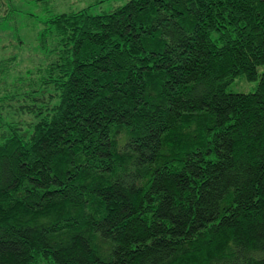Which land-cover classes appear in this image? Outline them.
<instances>
[{
    "label": "trees",
    "instance_id": "1",
    "mask_svg": "<svg viewBox=\"0 0 264 264\" xmlns=\"http://www.w3.org/2000/svg\"><path fill=\"white\" fill-rule=\"evenodd\" d=\"M40 34L0 90L27 116L0 110V264H264V0H126Z\"/></svg>",
    "mask_w": 264,
    "mask_h": 264
},
{
    "label": "rangeland",
    "instance_id": "2",
    "mask_svg": "<svg viewBox=\"0 0 264 264\" xmlns=\"http://www.w3.org/2000/svg\"><path fill=\"white\" fill-rule=\"evenodd\" d=\"M0 0V58L16 56L13 70L0 82V90L8 86L19 73L34 69L43 63L52 47L47 39L45 47L40 43L43 22L52 14L68 13L88 8L90 13H101L122 5L126 0ZM257 80L237 77L226 88L229 92L250 93L255 91ZM6 103L0 102V106ZM1 110V107H0ZM7 120L24 122L27 116L14 110H1ZM1 123V119H0ZM7 128V124H3Z\"/></svg>",
    "mask_w": 264,
    "mask_h": 264
}]
</instances>
